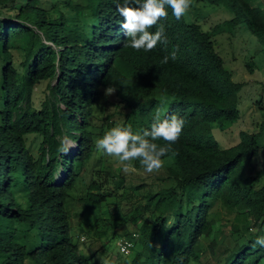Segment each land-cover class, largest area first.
Listing matches in <instances>:
<instances>
[{"label": "trees", "instance_id": "16d2710c", "mask_svg": "<svg viewBox=\"0 0 264 264\" xmlns=\"http://www.w3.org/2000/svg\"><path fill=\"white\" fill-rule=\"evenodd\" d=\"M200 1L229 5L238 17L214 29H233L242 17L264 57V0ZM41 4L0 0V8L11 11L0 12V264H95L96 252L81 251L85 243L74 229L72 191L99 151L95 141L105 134L100 113L112 96L118 109L129 110L118 125L134 134L150 130L157 113L162 120L175 114L185 121L161 158L169 162L171 185L143 194L131 215L111 220L115 228L125 224L119 237L134 243L124 253L132 254L130 264L201 262L206 250L221 264H264V247L254 246L264 236V165L255 166L264 153V128L241 131L240 141L227 148L215 139V123L239 119L245 83L234 80L212 35L185 15L177 20L166 6L167 18L149 31L163 24L167 45L136 51L124 47L117 0L68 1L52 10ZM174 50L176 59L161 64ZM255 65L247 63L251 71ZM44 81L38 108L33 97ZM110 85L116 91L106 96ZM30 135L42 138L37 155L28 147ZM64 137L77 144L74 153L58 150ZM93 174L76 215L108 212L117 195L107 186L117 182L119 190L125 181L111 165ZM140 213L145 219L133 230L126 221ZM223 213L233 215L228 220L234 243L221 252Z\"/></svg>", "mask_w": 264, "mask_h": 264}, {"label": "rangeland", "instance_id": "374dc122", "mask_svg": "<svg viewBox=\"0 0 264 264\" xmlns=\"http://www.w3.org/2000/svg\"><path fill=\"white\" fill-rule=\"evenodd\" d=\"M41 1V6L49 10H52L54 7L63 8L68 1H74L83 5L87 3V0ZM0 12L3 15H7L11 11L8 7H1ZM184 15L187 21L198 22L204 30L212 35L215 48L225 59L226 67L233 72L234 80L245 83L240 92L239 119L233 122L224 121L222 123H215L212 126L213 135L222 148L234 146L240 141L241 131L258 133L264 128V111L261 109L264 106L263 53L260 50L256 36L245 23L241 22L242 17L233 29H227L222 33L214 29L217 24L238 17L237 13L229 5L191 0V6ZM56 16L57 13L53 11L51 17L54 18ZM22 46L23 44H20V47ZM252 60L256 65L251 71L247 63ZM47 84V81L41 82L36 88L33 102L38 108L41 107V103L45 99ZM110 100L103 104L104 113H100L101 118L105 122L103 126L105 129L104 133H107L113 127H120L118 122L121 123L127 111L129 112L123 106H119L120 109L117 108L118 102H116L115 97L112 96ZM110 114L113 115L112 119H108V115ZM64 139L75 145L67 153H74L77 150V144L71 139L65 137ZM41 140L42 138L36 135L27 137L28 147L35 155L39 152ZM260 142L263 144L262 148L264 150V135ZM263 154L259 161L255 163L256 168L264 165L262 162ZM135 162L136 160L122 163L118 157L109 156L102 150H99L95 158L90 160L87 169H85L86 171L79 177L77 185L72 191L74 196L72 204L74 229L79 234L81 243H85L81 245V251L87 254L96 252L95 264H119L125 260H127V264H130L132 254L131 256H127V254L120 252L117 246V242L120 239L119 235L124 232L126 225L123 224L115 228L111 220L113 217L121 219L125 215L127 217L131 215L130 210L142 204L140 201L144 200L142 199L143 194L153 193L162 187L171 185L170 174L166 167L169 162L163 161L161 169L151 174L146 173L144 168L141 165L137 166ZM125 163L130 164L135 171L125 173L123 171ZM106 165H111L114 168V172L122 175L125 180L119 190L116 189L117 182L107 186V188L116 193L117 201L107 208L108 212L102 209L94 212H83L80 216L76 215L82 212V205L79 199L85 196L89 182L95 178L93 172L97 171V169L102 170ZM224 214L226 213H223V218L218 226L221 229L218 241V249L220 251H224L234 243L230 231L233 215L224 216ZM136 217L137 220L129 219L126 221L127 225L133 230H138L141 222L145 219V215L142 213ZM89 223L93 224V226L90 227ZM82 226L90 231L87 234L81 232L79 229ZM105 240L108 242L106 246H103L102 244ZM190 264H221V262L218 257L213 256L210 251L206 250L201 262L192 261Z\"/></svg>", "mask_w": 264, "mask_h": 264}, {"label": "clouds", "instance_id": "9594fccd", "mask_svg": "<svg viewBox=\"0 0 264 264\" xmlns=\"http://www.w3.org/2000/svg\"><path fill=\"white\" fill-rule=\"evenodd\" d=\"M166 6L172 9L173 16L179 20L189 10L191 0H123L122 4L117 0L116 10L123 18L120 29L127 37L124 47L150 52L158 43L167 45L163 24H159L155 32L149 31L157 26L161 19L167 18ZM169 59H176L175 50L170 56H164L160 63L167 64ZM115 91L110 85L105 89V95H112ZM184 123V119L175 114L162 120L157 113L150 130L134 134L130 127H113L95 141V146L97 150H102L109 156L118 157L122 163L139 160L145 172L151 174L163 166L161 158L168 153L171 144L178 141ZM158 139L168 142L167 146L154 143ZM74 146L64 139L58 150L66 154ZM123 171L127 173L135 169L125 163ZM255 245L264 247V236L257 237Z\"/></svg>", "mask_w": 264, "mask_h": 264}, {"label": "built area", "instance_id": "2783aa9c", "mask_svg": "<svg viewBox=\"0 0 264 264\" xmlns=\"http://www.w3.org/2000/svg\"><path fill=\"white\" fill-rule=\"evenodd\" d=\"M117 243L123 253H129L131 247L134 245L133 241L130 238H121Z\"/></svg>", "mask_w": 264, "mask_h": 264}]
</instances>
